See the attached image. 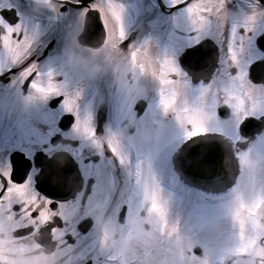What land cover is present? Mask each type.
I'll return each instance as SVG.
<instances>
[{"label": "snow or ice", "instance_id": "1", "mask_svg": "<svg viewBox=\"0 0 264 264\" xmlns=\"http://www.w3.org/2000/svg\"><path fill=\"white\" fill-rule=\"evenodd\" d=\"M53 19L124 50L145 95L86 90ZM16 120L35 143L0 150V264H142L139 234L150 264H264V0H0V125Z\"/></svg>", "mask_w": 264, "mask_h": 264}, {"label": "flooded vegetation", "instance_id": "2", "mask_svg": "<svg viewBox=\"0 0 264 264\" xmlns=\"http://www.w3.org/2000/svg\"><path fill=\"white\" fill-rule=\"evenodd\" d=\"M69 23L70 21L64 19L60 21L53 19L45 27L50 29L53 52L58 53L63 48L71 75L78 79L86 90L91 86L96 90L98 99L102 97L105 104L114 106L145 95L147 89L144 79L128 64L124 50L111 44L104 45L98 50H90L78 41L77 35H67ZM131 31L132 38L148 34V30L141 26L134 27ZM210 53L215 54L211 49ZM51 60L54 61L55 56H52ZM98 120L109 123L112 120V110L107 106H101ZM134 124L133 120L129 122L128 127L131 128ZM30 136L31 130L26 124L18 120L6 121L5 125H0V150L3 147L9 149L20 147L31 153L34 151L32 144L35 141L30 140ZM132 223H135L134 219ZM112 239L117 245L120 244L122 236L119 228L113 233ZM150 251V247L144 245L143 235L139 234L132 244L130 255L142 264H150ZM160 264H165V259H162Z\"/></svg>", "mask_w": 264, "mask_h": 264}, {"label": "rangeland", "instance_id": "3", "mask_svg": "<svg viewBox=\"0 0 264 264\" xmlns=\"http://www.w3.org/2000/svg\"><path fill=\"white\" fill-rule=\"evenodd\" d=\"M135 243V242H134ZM133 244V243H132ZM132 244L130 245V248H129V254H130V252H131V250H132ZM144 245H146L145 243H144ZM134 257H135V255H134ZM165 264H169V261H168V259L167 258H165Z\"/></svg>", "mask_w": 264, "mask_h": 264}, {"label": "water", "instance_id": "4", "mask_svg": "<svg viewBox=\"0 0 264 264\" xmlns=\"http://www.w3.org/2000/svg\"><path fill=\"white\" fill-rule=\"evenodd\" d=\"M78 41H79L81 44H85L82 38H78Z\"/></svg>", "mask_w": 264, "mask_h": 264}]
</instances>
